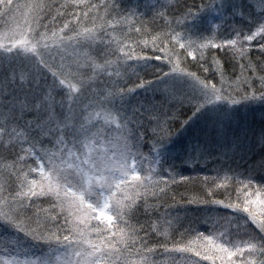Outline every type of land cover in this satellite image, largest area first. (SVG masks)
<instances>
[{
	"label": "snow or ice",
	"instance_id": "1",
	"mask_svg": "<svg viewBox=\"0 0 264 264\" xmlns=\"http://www.w3.org/2000/svg\"><path fill=\"white\" fill-rule=\"evenodd\" d=\"M5 17L0 264H264V0H0ZM202 112L205 138L173 147Z\"/></svg>",
	"mask_w": 264,
	"mask_h": 264
},
{
	"label": "trees",
	"instance_id": "2",
	"mask_svg": "<svg viewBox=\"0 0 264 264\" xmlns=\"http://www.w3.org/2000/svg\"><path fill=\"white\" fill-rule=\"evenodd\" d=\"M17 2L24 3V2H26V0H17ZM60 2H62V0H60ZM92 2L93 3H99L100 0H92ZM184 3L186 5H188V6H191L193 4L199 5L200 4V0H184ZM100 15H103V9H100ZM8 19H9L8 17H5L4 20H0V28L3 27L4 21L8 20ZM147 51H148L149 55L152 54V50H151L150 47H149V49ZM157 54H160V53H157ZM152 63L154 65L161 64L160 61H153ZM164 70L165 71L168 70L166 64L164 65ZM193 70H195V69H193ZM227 71L229 73L232 72L231 66L228 67ZM239 72H240V69L237 66L236 74L238 75ZM141 75H143L145 79H151L152 78L151 75H144L143 73H141ZM232 79H235V76H233ZM256 86L258 87L259 85L257 84ZM85 102L87 103V101H85ZM184 111H185V115H190L191 114L190 112H187V110H184ZM184 118H186V116ZM179 133L177 134V136L179 135ZM174 142H175V139H174ZM175 143H177L175 146H179V145L182 144L181 140H178V139H177V142H175ZM173 145H174V143H173ZM144 151L147 152V149H144ZM252 155L253 154L251 152L241 151L238 156L234 157L232 160L228 161L227 163L230 166H232V167H236L239 170L244 171L246 169V167H247L248 161L252 158ZM176 164H177L178 170L181 171L182 174H184V175H196V171H197L196 169L188 168L186 165L181 164L179 161H176ZM199 171L207 172V169L206 168L205 169H200ZM254 180H255V183H256L257 186H259L260 183H264V174L257 173L255 175V177H254ZM173 188H174V191H169L167 193V200H168V204L171 205L173 208H175L176 205L174 204V202L171 199V197L176 196V200L179 201V197L181 195L189 196V195H191V193L190 192H186L183 185H180L179 187L173 186ZM215 198L216 199H224L225 198V194H224L222 189L218 192V194L216 195ZM235 198H236V192H235V189H232V199L235 200ZM150 199H152V202L155 203L154 198H150ZM241 204H242V202H241ZM210 207H215L213 210H214V212L216 214H219V215H232V216L240 215V216H246V214L243 213V212H241L239 214H236V213H233L229 209L219 208L218 206H210ZM252 210L256 214L257 222H264V215L261 214L260 207L256 206ZM160 211L163 212L164 209L161 208ZM186 211H187V214L189 216H199V215L203 214L202 212L197 211L196 209H193V208L186 209ZM241 223H243V221H241ZM198 227H199L200 231L203 232L205 235L209 234V231H210L209 225L200 224ZM254 228H255V225H251V223H249V231L253 230ZM0 231H2V230H0ZM141 235H143V233H141ZM157 259H162V258L158 256ZM192 259L193 260H199V264H212V262H210L209 260H202L199 257H192ZM216 264H221V261H220V263L217 262Z\"/></svg>",
	"mask_w": 264,
	"mask_h": 264
},
{
	"label": "rangeland",
	"instance_id": "3",
	"mask_svg": "<svg viewBox=\"0 0 264 264\" xmlns=\"http://www.w3.org/2000/svg\"><path fill=\"white\" fill-rule=\"evenodd\" d=\"M21 23L23 21L21 20ZM15 26V25H13ZM260 105L252 104V105H240L237 106L235 112L232 114L233 119L235 117H244L247 116L249 119L251 118L252 110L258 109ZM216 116L215 113L212 112H202L198 113L194 116L189 123L182 129L177 137H175V142L181 140L182 144H187L190 141H195L197 138H205V133L210 128V121ZM174 142L173 147L177 144ZM210 261V260H209ZM212 262V261H210ZM220 260L217 259L216 263Z\"/></svg>",
	"mask_w": 264,
	"mask_h": 264
}]
</instances>
